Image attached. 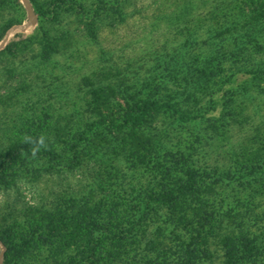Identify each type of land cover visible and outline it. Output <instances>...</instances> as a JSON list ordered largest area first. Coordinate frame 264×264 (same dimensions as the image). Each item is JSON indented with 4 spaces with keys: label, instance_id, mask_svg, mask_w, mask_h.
<instances>
[{
    "label": "rangeland",
    "instance_id": "rangeland-1",
    "mask_svg": "<svg viewBox=\"0 0 264 264\" xmlns=\"http://www.w3.org/2000/svg\"><path fill=\"white\" fill-rule=\"evenodd\" d=\"M30 1L34 24H28L22 0H0V42L12 28L27 25L15 28L0 49L16 42L12 53L0 54V141L21 137L29 117L61 125L71 118L72 134L87 120L99 119L93 112L97 107L115 115L151 90L157 98L176 96L173 101L190 119L151 113L145 128L111 123L89 146L81 168L69 169L72 152L56 143L57 168L39 157L34 171L0 187V226L18 223L26 229L31 205L50 207L87 185L98 201L101 188L94 178L99 172L118 191L119 182L111 178L118 169L123 173L126 166L145 162L140 144H146L189 161L185 167L197 170V186L181 200L154 202L136 243L107 240L103 253L127 249V261L158 258L160 264H175L182 256L192 264H223L227 251L237 254L250 239L263 240L264 178L239 176L254 161L264 164V0ZM212 58L216 61L210 63ZM163 154L160 150L159 157ZM186 170L177 176H186ZM148 175L138 171L133 184L147 185ZM178 218L184 223L171 222ZM41 247L21 260L13 252L6 257L0 241V264H58L50 244ZM100 264L120 263L106 259ZM239 264H264V250L242 257Z\"/></svg>",
    "mask_w": 264,
    "mask_h": 264
},
{
    "label": "trees",
    "instance_id": "trees-1",
    "mask_svg": "<svg viewBox=\"0 0 264 264\" xmlns=\"http://www.w3.org/2000/svg\"><path fill=\"white\" fill-rule=\"evenodd\" d=\"M35 9V8H34ZM16 44L15 41L9 43L5 48L0 50V54L4 52L12 53L11 45ZM45 45L50 47V42L45 38ZM44 45V46H45ZM216 58H212L210 63L215 62ZM209 63V64H210ZM159 91V90H157ZM155 91L151 90L146 94H142L140 100L135 104H128L120 107L118 114H104L101 108L97 107L93 112L98 115L97 121L87 120L84 125L78 127L71 134V129L75 128V123H72L71 118L67 119L61 124H51L44 122L39 123L38 119L27 118L26 122L21 125V137L14 140L0 141V187L11 185L13 177H20V173H30L37 167V158H48L52 161L51 168H57V161L60 156L57 154L58 150L55 147L56 143H61L65 149H70L72 157L70 159L69 169L74 167H83L84 161L87 159L89 146L97 139L100 133L106 134L107 125L117 124L126 126L131 129L145 128L147 120L151 113H160L164 116L172 118L175 121L185 122L189 120L188 114L182 110L181 107L173 101L176 96L159 97L155 96ZM158 93V92H157ZM177 99V98H176ZM117 104H119L117 102ZM120 106V104H119ZM32 114V113H31ZM30 114V115H31ZM77 119L81 117L80 113H75ZM92 121V124L90 123ZM91 124V125H90ZM90 125V126H89ZM24 133V134H23ZM49 133V134H48ZM47 135L50 137L46 139L48 149H43L37 153L33 158L31 156V145L24 142L26 136L39 137ZM110 137L115 138L114 135ZM117 138V136H116ZM162 144V140L160 141ZM140 144V151L144 152L147 160L145 162H135L133 165L126 166L125 171H117V177L111 178L116 183L119 182V192L116 187L111 184L106 185L103 181V175L99 172L100 167L95 168L97 173L95 176V184L100 185V198L94 201V188L91 185L86 186V190L82 192L73 191L72 197L66 199H58L56 204L50 207L44 203L38 206L31 205L32 217L24 222L20 227L13 224L14 227H5L4 224L0 226V241L6 246V257L8 252H13L21 260L25 257H31L33 251H41L43 243L50 244V251H55V256L58 258V264H100L102 260L119 261L120 264H160L158 258L147 261H136L137 258H132V261H127L125 258L129 255L127 252L122 254L119 250H105L107 240L113 243H121L123 241L136 243L145 223L149 217L150 211L156 206L154 202L181 200L187 193L195 190L197 180H195L197 171L193 166H188L189 161L184 160V163L170 152V150L163 148H155L154 145ZM135 148V146H134ZM148 148V150H147ZM163 151L162 158L159 152ZM94 153V152H93ZM98 161H104L103 156H93ZM27 158V159H26ZM90 159V158H88ZM175 159V160H171ZM24 163L23 168H15L18 162ZM172 161V163H171ZM150 162V163H149ZM179 165L178 168H173V165ZM74 165V166H73ZM176 165V166H177ZM246 173H242L239 177H245V174L250 178H264V164L263 162L254 161L249 166ZM90 168V167H89ZM186 176H177L178 171H184ZM129 170H131L130 173ZM148 173V184L140 183L138 186L133 184L134 176L137 172ZM104 172V171H103ZM217 176L224 179V173L216 171ZM146 175V174H145ZM237 175L236 170L227 175L228 180H232ZM178 179L176 187L171 188V181ZM191 179V180H190ZM142 181V179L140 180ZM155 182L160 189L153 184ZM174 183V185H175ZM79 194H82L81 196ZM36 209V210H34ZM173 214V213H172ZM175 217H176V213ZM180 220H172L174 224L180 225L184 223ZM176 221V222H175ZM178 222V223H177ZM22 227V228H21ZM21 228L17 233L14 229ZM174 231V230H173ZM100 233L101 236L97 234ZM246 246L237 252V254H228V262L223 264H239L242 257L253 258L256 254L264 250V239L254 237L247 241ZM74 250L76 253L70 255L68 250ZM51 259L52 262L55 259ZM138 262V263H137ZM54 264V263H52ZM175 264H192L190 257L181 256L180 260Z\"/></svg>",
    "mask_w": 264,
    "mask_h": 264
},
{
    "label": "clouds",
    "instance_id": "clouds-1",
    "mask_svg": "<svg viewBox=\"0 0 264 264\" xmlns=\"http://www.w3.org/2000/svg\"><path fill=\"white\" fill-rule=\"evenodd\" d=\"M46 139L47 138L44 135H40L39 137L26 136L24 138V142L32 146L30 151L33 158H35L37 156V153L42 149H47L48 144L46 142Z\"/></svg>",
    "mask_w": 264,
    "mask_h": 264
},
{
    "label": "water",
    "instance_id": "water-1",
    "mask_svg": "<svg viewBox=\"0 0 264 264\" xmlns=\"http://www.w3.org/2000/svg\"><path fill=\"white\" fill-rule=\"evenodd\" d=\"M23 3L25 4V7L27 9V12H28V16H29V23L28 24H34L35 23V20H34V15H35V10H34V7L31 3L30 0H22ZM27 25H20L18 27H14L11 29V31L9 33H7V35L2 39V41L0 42V49L3 47V45L7 42L9 36H10V33L15 29V28H22V29H25Z\"/></svg>",
    "mask_w": 264,
    "mask_h": 264
}]
</instances>
